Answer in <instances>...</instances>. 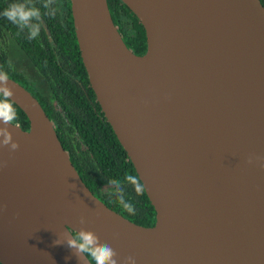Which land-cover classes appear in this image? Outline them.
Segmentation results:
<instances>
[{
  "label": "water",
  "instance_id": "obj_1",
  "mask_svg": "<svg viewBox=\"0 0 264 264\" xmlns=\"http://www.w3.org/2000/svg\"><path fill=\"white\" fill-rule=\"evenodd\" d=\"M79 56L153 210L151 224L84 183L37 98L9 76L28 125L0 148V264H79L64 231L83 225L137 264H264V5L121 0L144 30L125 44L106 0H69ZM74 185V187L72 186Z\"/></svg>",
  "mask_w": 264,
  "mask_h": 264
},
{
  "label": "trees",
  "instance_id": "obj_2",
  "mask_svg": "<svg viewBox=\"0 0 264 264\" xmlns=\"http://www.w3.org/2000/svg\"><path fill=\"white\" fill-rule=\"evenodd\" d=\"M264 5V0H260ZM13 2L24 0H0V33L9 34L21 48L23 58L43 78L44 86L37 90L17 69L7 53L5 42H0V66L9 76L23 84L37 98L49 118L56 135L67 150L69 159L88 188L107 206L128 219L151 224L154 210L145 192L137 195L131 184L125 183V199L134 206L128 213L117 201V194H110V179L123 180L126 173L136 175L125 150L117 140L95 100L72 28L68 0H56L57 12L47 15L44 0H31L42 13V26L36 39H29L27 31H20L3 16V10ZM113 22L123 41L133 52L142 53L145 48L144 30L135 14L121 0H106ZM48 30V34L45 31ZM11 61L13 69H8ZM17 122L26 128L28 120L14 103Z\"/></svg>",
  "mask_w": 264,
  "mask_h": 264
},
{
  "label": "clouds",
  "instance_id": "obj_3",
  "mask_svg": "<svg viewBox=\"0 0 264 264\" xmlns=\"http://www.w3.org/2000/svg\"><path fill=\"white\" fill-rule=\"evenodd\" d=\"M43 8L47 10V15L53 16L57 12L56 0H44ZM3 16L12 24L16 25L20 31H27L29 39H36L41 31L42 13L40 8L36 7L31 0L24 2L10 3L4 10ZM8 69H13L14 65L9 60ZM9 71L0 66V148L8 147L9 151H15L19 144L12 138L8 125H13L17 120V110L12 99L14 93L8 85ZM257 162L261 169H264V157L250 155L247 163ZM6 165L5 161H0V167ZM110 194H117V201L128 213H134V206L125 199V183L131 184L137 195H142L145 186L141 183L139 177L126 173L124 179H110ZM74 187V185H72ZM0 205V210L3 209ZM87 223L84 216L79 217L81 227L74 231H64L60 233L53 243L56 245H66L75 255L79 264H137L134 256L124 257L122 262H118V253L108 243H102L98 235L89 228L84 227Z\"/></svg>",
  "mask_w": 264,
  "mask_h": 264
},
{
  "label": "flooded vegetation",
  "instance_id": "obj_4",
  "mask_svg": "<svg viewBox=\"0 0 264 264\" xmlns=\"http://www.w3.org/2000/svg\"><path fill=\"white\" fill-rule=\"evenodd\" d=\"M66 1V0H65ZM69 10H70V1L68 0ZM73 28V26H72ZM48 34V30L45 29ZM5 42V46L7 47V53L9 54V58L14 62L17 69L23 74L25 80H29V82H33V88H37L40 90L43 88L44 80L38 71L34 68H31L27 61L23 58V54L21 53V48L15 43V40L7 33H0V42ZM23 85V84H22ZM24 86V85H23ZM25 87V86H24ZM30 91V90H29Z\"/></svg>",
  "mask_w": 264,
  "mask_h": 264
}]
</instances>
